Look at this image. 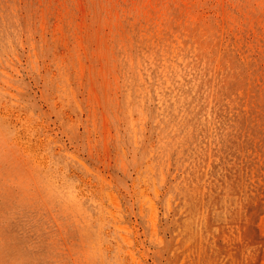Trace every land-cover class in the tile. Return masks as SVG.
<instances>
[{
    "label": "rangeland",
    "instance_id": "374dc122",
    "mask_svg": "<svg viewBox=\"0 0 264 264\" xmlns=\"http://www.w3.org/2000/svg\"><path fill=\"white\" fill-rule=\"evenodd\" d=\"M0 264H264V0H0Z\"/></svg>",
    "mask_w": 264,
    "mask_h": 264
},
{
    "label": "bare ground",
    "instance_id": "6f19581e",
    "mask_svg": "<svg viewBox=\"0 0 264 264\" xmlns=\"http://www.w3.org/2000/svg\"><path fill=\"white\" fill-rule=\"evenodd\" d=\"M61 83V82H60ZM62 84V83H61ZM139 90V89H138ZM64 91V90H63ZM61 93V92H60ZM126 93H128V92H126ZM62 94V93H61ZM140 108V107H139ZM141 118V117H140ZM144 120H146V119H144ZM7 134V133H6ZM151 167V166H150ZM162 179V178H161ZM78 203V202H77ZM79 204V203H78ZM84 206V205H83ZM92 207V206H91ZM106 209H107V207H106ZM81 212V211H80ZM87 219V218H86ZM88 220V219H87ZM107 225V224H106ZM87 227V226H86Z\"/></svg>",
    "mask_w": 264,
    "mask_h": 264
}]
</instances>
